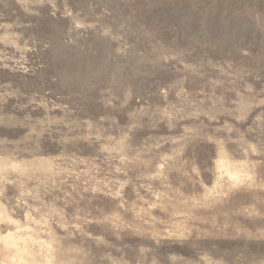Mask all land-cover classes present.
Instances as JSON below:
<instances>
[{"label": "rangeland", "instance_id": "374dc122", "mask_svg": "<svg viewBox=\"0 0 264 264\" xmlns=\"http://www.w3.org/2000/svg\"><path fill=\"white\" fill-rule=\"evenodd\" d=\"M0 264H264V0H0Z\"/></svg>", "mask_w": 264, "mask_h": 264}]
</instances>
